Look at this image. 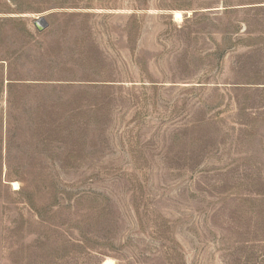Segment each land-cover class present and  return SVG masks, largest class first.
Wrapping results in <instances>:
<instances>
[{"label":"rangeland","instance_id":"1","mask_svg":"<svg viewBox=\"0 0 264 264\" xmlns=\"http://www.w3.org/2000/svg\"><path fill=\"white\" fill-rule=\"evenodd\" d=\"M107 258L264 264V0H0V264Z\"/></svg>","mask_w":264,"mask_h":264},{"label":"bare ground","instance_id":"2","mask_svg":"<svg viewBox=\"0 0 264 264\" xmlns=\"http://www.w3.org/2000/svg\"><path fill=\"white\" fill-rule=\"evenodd\" d=\"M175 17L177 20H182L183 16H182V12L177 10L175 11ZM15 188H18V183L17 182H14L13 183ZM104 264H114V260L112 258H107L105 261H104Z\"/></svg>","mask_w":264,"mask_h":264},{"label":"water","instance_id":"3","mask_svg":"<svg viewBox=\"0 0 264 264\" xmlns=\"http://www.w3.org/2000/svg\"><path fill=\"white\" fill-rule=\"evenodd\" d=\"M42 23L44 25H41ZM35 25L38 27L39 30H42L44 26L47 25L46 19L44 17L38 18L35 22Z\"/></svg>","mask_w":264,"mask_h":264}]
</instances>
